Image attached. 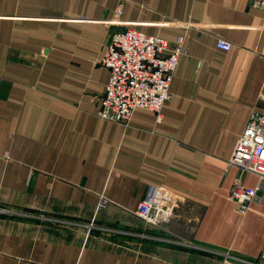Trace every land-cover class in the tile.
Instances as JSON below:
<instances>
[{"label":"crops","instance_id":"obj_1","mask_svg":"<svg viewBox=\"0 0 264 264\" xmlns=\"http://www.w3.org/2000/svg\"><path fill=\"white\" fill-rule=\"evenodd\" d=\"M128 24L183 36L187 54L161 119L138 108L125 126L98 111L105 44ZM253 110L264 10L250 0H0V264L257 259L264 190L246 213L228 196L237 178L258 183L228 164ZM149 185L176 195L159 224L134 213Z\"/></svg>","mask_w":264,"mask_h":264},{"label":"built area","instance_id":"obj_2","mask_svg":"<svg viewBox=\"0 0 264 264\" xmlns=\"http://www.w3.org/2000/svg\"><path fill=\"white\" fill-rule=\"evenodd\" d=\"M264 10V0H250ZM122 11L117 10V15ZM120 23V21H118ZM121 24V23H120ZM230 41L218 39L216 47L228 51ZM187 54L184 37L178 36L174 43L148 34L133 25H124L105 44L100 63L109 70L105 91L100 98L98 116L102 119L130 125L134 111L138 108L162 117L165 102L171 98V83L181 55ZM228 164L242 172H251L258 177V183L249 187L237 178L229 189L228 196L241 213H246L252 202L261 198L264 190V114L253 110L249 120L237 139ZM176 195L171 191L149 185L138 202L135 215L151 224L164 222L172 215ZM107 204L100 197L98 207ZM0 206V213L8 212ZM244 264H264V247L257 259L243 260ZM221 264H242L224 258Z\"/></svg>","mask_w":264,"mask_h":264}]
</instances>
